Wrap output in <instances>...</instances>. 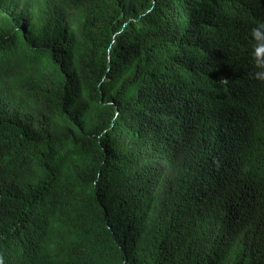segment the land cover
I'll list each match as a JSON object with an SVG mask.
<instances>
[{
	"label": "trees",
	"instance_id": "obj_1",
	"mask_svg": "<svg viewBox=\"0 0 264 264\" xmlns=\"http://www.w3.org/2000/svg\"><path fill=\"white\" fill-rule=\"evenodd\" d=\"M259 4L0 0V245L264 264V81L231 51Z\"/></svg>",
	"mask_w": 264,
	"mask_h": 264
},
{
	"label": "clouds",
	"instance_id": "obj_2",
	"mask_svg": "<svg viewBox=\"0 0 264 264\" xmlns=\"http://www.w3.org/2000/svg\"><path fill=\"white\" fill-rule=\"evenodd\" d=\"M246 12L237 22L236 40L231 51L241 72L254 82L264 81V0ZM240 73V76L243 74ZM0 264H42L37 262V252H22L11 255L7 248L0 245Z\"/></svg>",
	"mask_w": 264,
	"mask_h": 264
}]
</instances>
